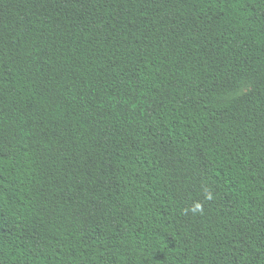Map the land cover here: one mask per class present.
Here are the masks:
<instances>
[{"label":"trees","instance_id":"trees-1","mask_svg":"<svg viewBox=\"0 0 264 264\" xmlns=\"http://www.w3.org/2000/svg\"><path fill=\"white\" fill-rule=\"evenodd\" d=\"M0 264H264V0H0Z\"/></svg>","mask_w":264,"mask_h":264}]
</instances>
